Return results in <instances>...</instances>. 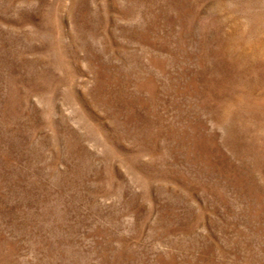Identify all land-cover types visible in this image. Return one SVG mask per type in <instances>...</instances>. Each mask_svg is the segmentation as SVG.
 <instances>
[{
    "label": "rangeland",
    "instance_id": "1",
    "mask_svg": "<svg viewBox=\"0 0 264 264\" xmlns=\"http://www.w3.org/2000/svg\"><path fill=\"white\" fill-rule=\"evenodd\" d=\"M0 264H264V0H0Z\"/></svg>",
    "mask_w": 264,
    "mask_h": 264
}]
</instances>
